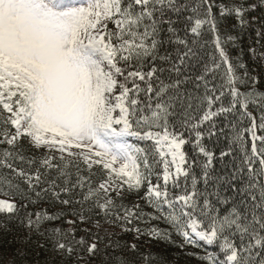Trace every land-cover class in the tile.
Returning a JSON list of instances; mask_svg holds the SVG:
<instances>
[{"label": "snow or ice", "instance_id": "obj_1", "mask_svg": "<svg viewBox=\"0 0 264 264\" xmlns=\"http://www.w3.org/2000/svg\"><path fill=\"white\" fill-rule=\"evenodd\" d=\"M190 261L264 264V0H0V264Z\"/></svg>", "mask_w": 264, "mask_h": 264}, {"label": "trees", "instance_id": "obj_2", "mask_svg": "<svg viewBox=\"0 0 264 264\" xmlns=\"http://www.w3.org/2000/svg\"><path fill=\"white\" fill-rule=\"evenodd\" d=\"M233 23V21L231 20V18H228L227 20L224 21L223 25L221 26V30L223 31L224 28L231 26V24ZM209 40H211V35L209 34L207 37ZM247 41V38H245V43ZM209 51H211V45H209ZM233 54H235V50L233 49ZM192 251H196L195 249H192ZM190 264H195V261H190Z\"/></svg>", "mask_w": 264, "mask_h": 264}]
</instances>
